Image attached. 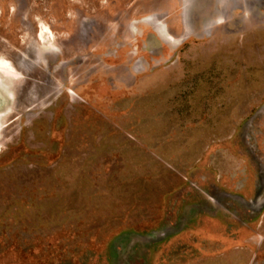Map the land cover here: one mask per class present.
Listing matches in <instances>:
<instances>
[{"label": "rangeland", "instance_id": "1", "mask_svg": "<svg viewBox=\"0 0 264 264\" xmlns=\"http://www.w3.org/2000/svg\"><path fill=\"white\" fill-rule=\"evenodd\" d=\"M0 66V264H264V0H0Z\"/></svg>", "mask_w": 264, "mask_h": 264}, {"label": "bare ground", "instance_id": "2", "mask_svg": "<svg viewBox=\"0 0 264 264\" xmlns=\"http://www.w3.org/2000/svg\"><path fill=\"white\" fill-rule=\"evenodd\" d=\"M47 33H48V32H46V31H44L43 29H41V30L39 31V34H38V39H39L40 41L43 42L45 39H47V38H46ZM1 67H3V66H0V68H1Z\"/></svg>", "mask_w": 264, "mask_h": 264}]
</instances>
